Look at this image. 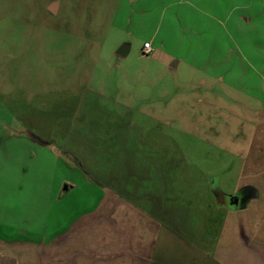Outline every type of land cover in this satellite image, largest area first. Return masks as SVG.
<instances>
[{
  "label": "rangeland",
  "instance_id": "1",
  "mask_svg": "<svg viewBox=\"0 0 264 264\" xmlns=\"http://www.w3.org/2000/svg\"><path fill=\"white\" fill-rule=\"evenodd\" d=\"M130 2L0 0V235L30 216L42 222L49 205L90 204L85 183L106 184L121 163L140 172L145 152H164L199 195L212 188L228 203L237 135L264 103V0H239L243 26L228 38L215 26L203 37L182 31L198 18L222 22L220 0L182 24L177 0ZM144 41L180 60L178 70L143 56ZM220 41L243 50L241 84L218 79ZM122 45L125 57L116 55Z\"/></svg>",
  "mask_w": 264,
  "mask_h": 264
},
{
  "label": "crops",
  "instance_id": "2",
  "mask_svg": "<svg viewBox=\"0 0 264 264\" xmlns=\"http://www.w3.org/2000/svg\"><path fill=\"white\" fill-rule=\"evenodd\" d=\"M214 1L177 0L184 7L177 21L182 24L183 16L192 11L205 18L201 9L216 6ZM220 2L222 22L214 19V25L202 19L199 23L198 18L182 31L203 37L215 26L219 38L237 33L244 22L243 13L238 15L239 0ZM130 12L141 20L139 10ZM220 42L214 50L219 56L218 79L225 86L241 84L245 77L243 50ZM144 43L152 48V42ZM151 54L165 68L176 71L180 67V60L170 53L152 49ZM198 84L205 85V79ZM261 110L237 135L234 154L241 158L240 169L235 184L224 192L228 198L244 189L254 190L256 196L244 206L230 209L225 201L213 202L212 188L203 187L199 195L196 179L186 180L177 172V160L164 159L163 151L161 157L145 152L140 172H129L121 163L118 176L112 172L106 184L85 183L90 204L49 205L39 212L42 222L30 216L11 232L1 234L0 264H264V103ZM203 180L198 184L203 186ZM73 186L67 184L64 191ZM198 196L203 202L197 206ZM181 243L188 245L186 255L180 250Z\"/></svg>",
  "mask_w": 264,
  "mask_h": 264
},
{
  "label": "water",
  "instance_id": "3",
  "mask_svg": "<svg viewBox=\"0 0 264 264\" xmlns=\"http://www.w3.org/2000/svg\"><path fill=\"white\" fill-rule=\"evenodd\" d=\"M55 4H52L48 7V10L51 13H55ZM128 52V46L127 45H122L121 47L118 48V50L116 51V55L119 57H125L127 55ZM64 190H66V186H64L63 188ZM229 201H228V205L231 207H234L236 209H238L240 207V199L237 196H229Z\"/></svg>",
  "mask_w": 264,
  "mask_h": 264
},
{
  "label": "trees",
  "instance_id": "4",
  "mask_svg": "<svg viewBox=\"0 0 264 264\" xmlns=\"http://www.w3.org/2000/svg\"><path fill=\"white\" fill-rule=\"evenodd\" d=\"M248 191H251V194H248V196L246 195L247 194V192ZM213 193H214V196L216 197V199L221 203H223V200H220V199H218V194L213 190ZM241 193H243L244 195H245V199H244V201H243V203H242V205L241 206H244L245 205V203H246V201L247 200H249V199H251V198H254L255 196H256V192L254 191V190H251V189H244ZM227 205V204H226ZM228 206V205H227ZM230 209L232 208V207H230V206H228Z\"/></svg>",
  "mask_w": 264,
  "mask_h": 264
},
{
  "label": "built area",
  "instance_id": "5",
  "mask_svg": "<svg viewBox=\"0 0 264 264\" xmlns=\"http://www.w3.org/2000/svg\"><path fill=\"white\" fill-rule=\"evenodd\" d=\"M152 52V48L150 46V43H144L141 49V54L143 56H147Z\"/></svg>",
  "mask_w": 264,
  "mask_h": 264
},
{
  "label": "flooded vegetation",
  "instance_id": "6",
  "mask_svg": "<svg viewBox=\"0 0 264 264\" xmlns=\"http://www.w3.org/2000/svg\"><path fill=\"white\" fill-rule=\"evenodd\" d=\"M55 13H56V11H55ZM234 196H237V197H239V199H240V207H241V205H242V203H243V201H244V197H245V195L243 194V193H238V194H236V195H234ZM227 201H229V198H227L226 199ZM224 201V200H223ZM226 201V202H227ZM227 205H228V203H226ZM229 206V205H228ZM231 207V206H230ZM233 208V207H232Z\"/></svg>",
  "mask_w": 264,
  "mask_h": 264
}]
</instances>
